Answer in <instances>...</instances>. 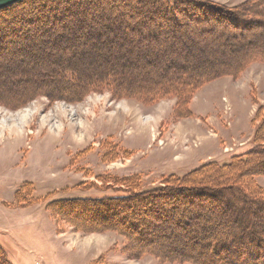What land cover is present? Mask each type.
<instances>
[{
  "label": "rangeland",
  "instance_id": "rangeland-1",
  "mask_svg": "<svg viewBox=\"0 0 264 264\" xmlns=\"http://www.w3.org/2000/svg\"><path fill=\"white\" fill-rule=\"evenodd\" d=\"M52 1L44 3L57 0ZM118 1L81 0L79 4L100 16L93 15L85 25L89 17L78 13L79 29L73 32L59 25L52 32L58 39L46 46L25 51V43L22 48H0V130L16 126L21 132L20 137L0 134V245L13 264H201L196 259L209 260L198 252L203 244L233 231L234 205L222 202L210 209L197 195L189 198L201 214L192 217L201 220L193 231L195 238L184 230L178 231L181 236L168 237L169 212L159 205L162 212L153 214L145 210L149 205L138 203L133 213L126 205L107 201L111 208L104 207L100 214L90 210H100L101 203L71 211L66 210L68 203L60 202L176 189L183 185L177 178L200 165L230 162L256 144L254 134L264 113V0H187L185 8L197 14L215 5L263 21L247 29L245 38L231 25H206L197 17L188 22L190 35L183 37L184 28L170 25V19L161 18L159 25L152 21L155 15L150 23L148 17L142 29H162L157 43L161 47L156 48L161 59L154 50L142 52L139 42L145 40L138 37L141 30L134 24L137 13L129 12V3ZM41 4L19 5L0 14V27L21 16V28L29 33L28 28L38 24L33 11ZM70 4L59 3L58 9L67 10ZM117 10L122 17L113 20ZM127 19L131 25L120 24ZM131 36L137 38L135 49L127 48L135 45ZM182 38L191 44L184 46ZM238 39L245 45L231 49ZM174 59L178 63L168 68ZM121 70L126 76L120 77ZM114 72L118 77L112 82L109 76ZM147 73L153 78L145 80ZM225 82L239 92H225L220 88ZM239 170L214 172L202 182L191 177L183 186L220 185L239 196L237 206L244 196L263 202L264 164L253 161ZM185 201L180 207L189 203ZM254 207L259 225L263 206ZM184 210L181 224L187 218ZM215 218L210 226L204 225ZM150 225H159L155 233L140 237L134 231ZM151 235L160 240L149 242ZM184 242L195 261L171 246Z\"/></svg>",
  "mask_w": 264,
  "mask_h": 264
},
{
  "label": "trees",
  "instance_id": "trees-1",
  "mask_svg": "<svg viewBox=\"0 0 264 264\" xmlns=\"http://www.w3.org/2000/svg\"><path fill=\"white\" fill-rule=\"evenodd\" d=\"M36 1H38L39 4L41 3L42 4L38 5L37 9L33 11V17L36 16V18L33 19V21H37L38 23L36 24L35 29L34 27L28 28L29 33H24V29L21 28L22 26L21 24L25 20L22 19L21 16L18 18H15L14 21H11L10 23H7V25L0 27V45H1L0 48H2L4 44L5 46H7V44L8 46H10L11 44L13 46L12 49L22 48L21 47L22 43H25L23 45L24 51L28 49H36L41 46L43 47V46H46L49 43V41L55 42V40L58 39L57 35H52V32H54V30L57 29L59 25L63 26L64 28L74 29L73 32H76V30L79 29L78 23H81L80 21H78L80 17V14L78 13H81L89 17L87 22L85 21L86 22L85 25H87L89 23L88 21L90 19H93L94 16H97V15L98 17L100 16L98 12L91 11L92 10L91 7H86L83 4L82 5L79 4L81 0H57V1L53 0L55 2L52 4H45L44 3L45 0H22L7 8L0 9V14L6 13L7 11H11L19 5L28 6L30 3L32 4V2H36ZM65 1L71 3L68 7L69 9L68 8L67 10L58 9L59 3H64ZM115 1L119 2L118 0H115ZM121 1L129 3L130 5L129 12L136 11L137 13L136 14L137 19H136V22H134V24L141 30V32L139 33L140 35H138V37H141L142 39H144L146 43L145 44L144 42H141V43L139 42V47H141L142 50L143 48H145L142 52H144L147 55L150 52V50L151 51L154 50L156 52V55L160 59H161L162 52L161 50L160 51L156 50V48L161 47L157 43H159L158 33L161 34L162 29H160L159 26L158 28H155V26L150 27L148 28L147 31H145V29H142L143 28L142 25L146 24L144 23V21L147 22L149 20L148 17H151L149 20V23H150L153 15L156 16L154 17V19L156 20L152 19V21L159 25H162V22H163L161 18H168L172 21L170 25H172L173 23H176L178 27L180 26L184 28L185 34L183 37L185 36L188 37L190 35V34H187L191 30V28H189L188 22L195 19L196 17L199 18L200 21H202V23L210 21L211 23L212 22L218 23V24L225 25V26L231 25L234 28L233 30L234 33H237V35L239 36L242 35V38H245L244 34L247 29H251L253 26H257V24L259 25L263 22L262 21L258 23V21L256 20H248L247 18L238 15V13H236L235 10L233 11V10H227V9H220L216 7L215 5H206L207 8H205L203 3H202V6H204L205 8L204 12L202 10L201 14L200 13L197 14L196 11H191V8H189V6L185 8V4H187L189 1H192V0H188V2L187 0H151V4L149 5L146 3L147 0H145V2L144 0H139V2L142 1L141 4L139 2L136 3L135 1L137 0H121ZM54 4L56 5L54 6ZM208 12L211 14H208ZM140 13H142L143 15L145 13L147 17L146 15L143 16ZM182 13H184V16L182 15ZM138 15L142 16V18L141 17L138 18L139 17ZM180 15L183 16L184 21H182V19L180 18ZM101 16H104V15L102 14ZM117 16L122 17L121 10L120 11L117 10L113 20H116ZM129 19L126 20L127 22L125 24H123V20H121L120 24L124 25V27L131 25L128 22ZM30 20L32 21V18H30ZM116 25H119V24L116 23ZM137 27L133 26L132 28H137ZM185 29L187 32H185ZM32 32H35L37 34H32ZM190 33L192 34V32ZM183 39L185 38H182V44L188 47L191 44V42L188 41V39L187 40L185 39L183 41ZM28 40L30 44L27 43ZM131 40L133 41L135 40V45H133L134 46L133 48H131L130 46L127 48L135 49L137 38L131 36L130 41ZM149 40L150 41L158 40V41L156 42V44L154 43L151 44ZM192 42L195 43V40H193ZM242 45L244 46L245 42L241 41V39H238L236 40L234 44L232 43L230 47L231 49L235 48L238 50L240 47L242 48ZM168 63L169 64L167 67L170 68L171 66H174L178 62L177 60L174 59L173 61H169ZM188 68L193 69L194 66L192 65L191 67H188ZM122 71L123 70L120 71V77L126 76V73H123ZM109 77H112V80L110 79V81L115 82L114 81L115 77H118V74H115L114 72V76L113 74L112 75L110 74ZM147 77L153 78V75L151 74L149 76V74L147 73L144 79L146 80ZM199 84L200 83H193L191 85H195V86L198 85L197 86L198 88L201 85ZM254 140L256 144L249 150V153H247L246 155L244 154L238 155V156L234 155L233 159H231L230 162H226V163H220L217 161H209L208 163L200 165V167L192 171L190 174H187L184 177L177 178V179L179 180V182L185 185L184 182L188 180L190 181L192 179L191 177L197 178L198 182H202L205 179L208 180L209 178H211L214 172L231 171V170H232L231 172H236L237 169H240L239 172L241 173V168H243V166L245 167V165L249 164V162L252 163L254 161V163L256 164H264V142H263L264 140V113H263V118L260 121L259 125L257 126L256 132L254 134ZM204 173H208V174L206 175ZM199 175L201 176L206 175V177L205 178L200 177ZM232 176L233 175L231 174L229 177L228 176L227 177L228 178L231 177L230 179L235 181L236 178H233ZM235 182H238V181L236 180ZM183 185L176 187V189L175 188L169 189L172 192L169 190L164 191V192L156 190V191H151L153 193H150V191H147L144 193L138 192V193H134L128 196H123V197L116 196V197L108 198L105 200L104 199H92V198L85 197V198H71L65 201L60 200V202L68 203L69 206L66 207L67 208L66 210L70 209L71 211H74V210L76 211L78 209H83V208L85 209V207L87 208L88 205H90V203L95 204V205H98L99 203H101L103 207L100 210L99 208L94 209V210H90L89 208H87V210H90V212L95 211L97 213L100 212V214L105 213V211L102 210L104 207H106L107 209L111 208L108 204L105 203L107 201L108 202L112 201L114 202V204L126 205V207H128V209L132 211L133 213L135 209L138 208V203L149 205L148 207H146L145 210L151 209L153 210L152 211L153 214L162 212V210L160 209L158 211L157 209L158 207H156L157 205H159L161 209L163 208V210H166L169 212V216H168L169 220H166V222L171 223L168 226H171L172 228L168 233V237H170L172 234H175L176 236H181L182 234H178V231L180 232L184 230L183 233L185 235H188L189 238L190 237L195 238V234L193 233V231L197 232L195 227L200 225L201 223L200 222L201 220L194 221L192 218L193 216H200L201 214L199 213L200 210H198L196 207L192 208L190 205V204L196 205L197 202H194L193 200L189 198L194 197V195L195 196L197 195L196 197H199L204 203H206V205H208L206 207L210 209L212 208L214 209L215 205H217V207L218 206L221 207V203L225 202L224 205L231 206V207L232 205H234L235 211L233 209V215H232V219L234 220V222L232 220L233 231L232 233L227 234V236H224V238H218L216 240V239H213L212 237L209 239V241H206L203 244L202 249H199L198 252L199 254H202L203 256L208 255L209 260L206 261L202 259L203 261L202 262L201 259L200 260L196 259V261L198 260L201 264H264V215H262L261 219L258 220L260 221L259 225H258V222L256 223V221H254L255 217H253L254 213L257 211V209H255L254 206H256L259 203L260 206H263V210H264V201L261 202V201L256 200V202L254 203L251 197L244 196L242 200H240L241 201L240 205L237 206V202H238L237 197L239 196L232 194L230 191H226L225 187L221 186L220 188V185H219V188L217 189L212 188L210 185L203 186V184L201 185L200 183L198 184L199 187L197 186L195 187L194 185V188L185 187ZM231 185L233 186L234 184L231 183ZM187 192L188 194H186ZM181 195H186V196H183L182 198L180 197L175 198ZM184 199H186V201H189L188 204H184L185 208L183 206L180 207L181 202L184 201ZM167 205H170V210L167 208ZM73 207L78 208V209H74ZM179 208H182L183 210L186 209V211L184 210L185 216H187V218L184 219L185 224H181L180 219L182 215H180V213H182L183 210H179ZM189 212H191L194 215L192 216L189 215ZM157 216L158 218L164 220L161 214H157ZM215 220L216 218L213 219L212 222L209 221L208 224L205 222L204 225L210 226L211 224L215 222ZM250 222H253V223H250ZM260 225L262 226V228H260L261 227ZM158 226L159 225H156V226L150 225L147 227L144 226V227H139V228L138 226H136L134 227L135 228L134 231L141 237L143 233L144 234L146 233V235L147 233H152V231L155 233L156 229H158ZM155 240L158 241L160 239H158L155 236L153 237L151 235L149 242L155 241ZM187 243L188 242H184L183 243L184 246L180 245L179 247L175 246L174 243H171V246L172 248H175V249L177 247L176 249L177 252H181L185 254L186 256H190L188 257L189 259H193L194 258L193 255L191 253H187L188 251L191 252V249L189 245H187ZM193 260L195 261V258ZM0 264H13L7 258L6 253L1 245H0Z\"/></svg>",
  "mask_w": 264,
  "mask_h": 264
},
{
  "label": "bare ground",
  "instance_id": "bare-ground-1",
  "mask_svg": "<svg viewBox=\"0 0 264 264\" xmlns=\"http://www.w3.org/2000/svg\"><path fill=\"white\" fill-rule=\"evenodd\" d=\"M24 123V122H23ZM21 126V124L19 125ZM22 127V126H21ZM21 130V128H20ZM0 134H3L5 135H8V136H18L20 137L21 136V132L18 130V128L16 126H10V127H3L1 130H0ZM126 252V251H125ZM129 255V254H128ZM175 259V258H174ZM179 261V260H178Z\"/></svg>",
  "mask_w": 264,
  "mask_h": 264
},
{
  "label": "water",
  "instance_id": "water-1",
  "mask_svg": "<svg viewBox=\"0 0 264 264\" xmlns=\"http://www.w3.org/2000/svg\"><path fill=\"white\" fill-rule=\"evenodd\" d=\"M19 1H22V0H0V9L5 8L7 6H11Z\"/></svg>",
  "mask_w": 264,
  "mask_h": 264
},
{
  "label": "crops",
  "instance_id": "crops-1",
  "mask_svg": "<svg viewBox=\"0 0 264 264\" xmlns=\"http://www.w3.org/2000/svg\"><path fill=\"white\" fill-rule=\"evenodd\" d=\"M226 83V82H225ZM223 83V85H220V88L222 89V87L225 89L224 91L226 92V91H228V90H234V91H236L235 93H237V92H239V90L237 91V89H239V88H235V87H233V88H231L230 89V87H229V85L226 83ZM211 156H207L205 159H207V158H210ZM204 159V160H205Z\"/></svg>",
  "mask_w": 264,
  "mask_h": 264
}]
</instances>
